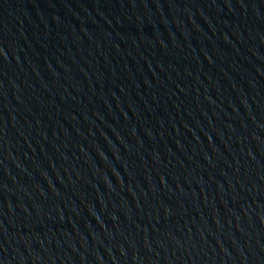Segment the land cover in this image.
I'll return each mask as SVG.
<instances>
[{
  "label": "water",
  "instance_id": "95a60500",
  "mask_svg": "<svg viewBox=\"0 0 264 264\" xmlns=\"http://www.w3.org/2000/svg\"><path fill=\"white\" fill-rule=\"evenodd\" d=\"M0 264H264V0H0Z\"/></svg>",
  "mask_w": 264,
  "mask_h": 264
}]
</instances>
